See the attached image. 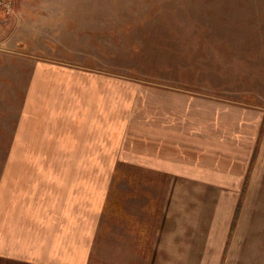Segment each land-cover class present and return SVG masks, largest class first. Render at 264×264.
Returning <instances> with one entry per match:
<instances>
[{"label":"crops","instance_id":"crops-1","mask_svg":"<svg viewBox=\"0 0 264 264\" xmlns=\"http://www.w3.org/2000/svg\"><path fill=\"white\" fill-rule=\"evenodd\" d=\"M33 66L1 157L0 258L87 264L118 164L148 174L152 195L162 188L152 264H229L238 239L264 225L252 216L264 214V97L123 93L108 78Z\"/></svg>","mask_w":264,"mask_h":264},{"label":"rangeland","instance_id":"rangeland-1","mask_svg":"<svg viewBox=\"0 0 264 264\" xmlns=\"http://www.w3.org/2000/svg\"><path fill=\"white\" fill-rule=\"evenodd\" d=\"M5 1L11 9L0 7V166L36 62L65 77L108 78L106 86L123 93L140 86L248 103L264 97V0ZM117 106L110 105L112 114L120 113ZM151 187L148 174L116 166L87 264H152L165 202L162 188L152 195ZM260 215L252 213L264 220ZM255 230L238 239L229 264H264V225Z\"/></svg>","mask_w":264,"mask_h":264},{"label":"built area","instance_id":"built-area-1","mask_svg":"<svg viewBox=\"0 0 264 264\" xmlns=\"http://www.w3.org/2000/svg\"><path fill=\"white\" fill-rule=\"evenodd\" d=\"M0 7H3L4 9L10 11L11 9V3L5 0H0Z\"/></svg>","mask_w":264,"mask_h":264}]
</instances>
